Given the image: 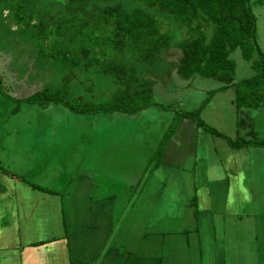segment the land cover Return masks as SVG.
Segmentation results:
<instances>
[{"label": "crops", "instance_id": "obj_1", "mask_svg": "<svg viewBox=\"0 0 264 264\" xmlns=\"http://www.w3.org/2000/svg\"><path fill=\"white\" fill-rule=\"evenodd\" d=\"M186 85L132 114L0 116V264H264V100Z\"/></svg>", "mask_w": 264, "mask_h": 264}, {"label": "trees", "instance_id": "obj_2", "mask_svg": "<svg viewBox=\"0 0 264 264\" xmlns=\"http://www.w3.org/2000/svg\"><path fill=\"white\" fill-rule=\"evenodd\" d=\"M39 1L10 3L14 4L13 11L18 15L17 22L24 26L25 35L31 34L40 41L48 36L54 44L49 55L43 50L36 53H41L45 61L48 56L52 59L59 56L62 65L56 67L62 70L64 81L60 89L37 90L27 97L30 102L44 106L62 104L80 114L91 113V109L99 114H132L159 104L153 96L156 83L153 74L165 69L175 70L178 76L191 79L190 83L200 75L220 81L222 88L235 86L238 106L256 105L264 100V59L250 54L253 47L264 58L257 42V19L250 0H50L57 1L62 8L48 10L42 14L44 18L36 19L28 11L27 3L38 5ZM4 10L1 6V11ZM161 14L180 27L179 34L184 31L195 33L194 36L175 41L171 25L163 23ZM207 26H211L209 37L204 31ZM10 28L6 32H18ZM172 47L180 50L173 63L166 58ZM236 49L242 51L253 70L252 75L237 82L234 81L236 66L230 56ZM43 65L51 67L47 63ZM51 72L54 73L52 69ZM58 76V72L52 75L54 79ZM73 83H83L87 93L97 86L101 100L73 104L71 101H78L68 94ZM48 84L53 86V81L49 80ZM205 101L206 98L202 104ZM205 104L189 111L179 109L175 114L179 118L199 117ZM210 130L221 134L216 129ZM242 142L241 138L231 141L234 146Z\"/></svg>", "mask_w": 264, "mask_h": 264}, {"label": "rangeland", "instance_id": "obj_3", "mask_svg": "<svg viewBox=\"0 0 264 264\" xmlns=\"http://www.w3.org/2000/svg\"><path fill=\"white\" fill-rule=\"evenodd\" d=\"M10 1L13 0H7V1L4 0L3 2L0 1V5L3 8H5L4 11H1V6H0V116L3 117V119L1 120L2 122H4L6 120V117L8 116L7 118L9 120L7 121L6 124H4L5 130L7 132L8 131L12 132L15 130L14 128L16 126L17 121H19V118L24 119V117L21 116L23 113V109L26 106H32L44 112L48 110L56 111L58 109H62L61 107L62 104L55 105L51 103L44 106L30 102L29 98L27 97L29 95H32L37 90L44 88L48 90L60 89L64 81V78L63 80H61L62 70L56 67V65L58 66L62 65V63H60V57L56 55L52 59L48 56L46 57V61H45L41 53L39 55L36 53L37 51L41 52V50H43V52H45L46 55H49L48 52L54 51L53 50L54 44H52L48 36L46 37L47 40L40 41L38 40L39 38L38 39L32 38L31 34L25 35L24 34L25 31L22 29L24 26L17 22L18 15H16L15 11H13L14 4L10 3ZM49 1L50 0H44V2H41L40 0L39 1L40 3L38 5L35 2L27 3L28 11L31 12L33 16L35 15L36 19L37 17H39V19H42L44 18L42 14H45L46 11L57 10V9L59 10L60 8H62V5L58 4L57 1H54L53 3ZM63 1H67V0H63ZM124 5L126 6L125 3ZM129 5L131 6L133 4L129 2ZM250 6L253 9L257 19L256 32H257V42H259L258 46L260 50L264 53V0H250ZM46 15L50 16V14H46ZM159 18L166 25H171L170 28L173 29L172 39H174L175 41L183 39L185 37H189L191 35L194 36L195 34V33L187 34L184 31L182 32V34H179L180 27L179 26L177 27L175 23L173 24L174 22L173 20L164 16V14L159 15ZM10 27L18 30V32L17 33L6 32V29ZM2 31L5 33L3 34ZM204 31L206 33V36L209 37L211 35V26H207V28ZM43 38L44 37H41V39ZM179 52L180 50L178 48L172 47L166 53L167 60L173 63L174 61H176ZM259 52H260L259 50L252 47V51L250 52V54L255 58L261 57L262 59H264L261 56V54H259ZM230 56L233 59L236 66L235 68L236 76L234 81L240 78H247L253 74V70H251L252 68L250 69L249 60L244 59L243 53L240 49H236L235 51H233ZM56 61L58 63H56ZM44 63H47V65L51 67L47 68L46 66L43 65ZM53 64L55 65V67L53 66ZM240 64L242 65L241 67ZM40 66L44 67L43 68L44 70L41 69ZM51 69L54 73L58 72L59 78L54 79L52 77L54 73L51 72ZM153 75L156 76V83L153 84V96L157 100L158 99L167 100L168 98L171 97L185 99L186 97L182 95V92L185 90L184 88L187 86L186 84H190V87L187 88H190L192 90L193 87H195L196 90H201L203 88L202 84H204L208 86V89H206L207 91L210 90L213 91L214 88H218L219 85L221 84L220 81H216L214 79L206 78L200 75H196L193 81L190 83L191 79H184L178 76L175 70H169V69L159 70V71L157 70V73ZM51 78H53L54 80H52ZM85 78L86 77H80L78 79H85ZM49 80L53 81V86H50L52 83L48 84ZM201 81H203V83H201ZM77 83L70 84L71 89L69 88V93H68L71 98L78 100V101H71L73 104L75 103L84 104L89 102L96 103L101 100L98 93L100 89H98L97 86H94V89L91 93H87L84 92V84L82 83L81 85ZM191 93L195 94L196 92L191 91ZM196 95H198V92L196 93ZM204 96L207 97L208 96L207 93H203L201 97L203 98ZM202 98L198 99V97H195V99H197L199 103L198 107L200 105L203 106V104L206 103L205 101L202 104V102L204 101V99ZM180 102L182 101L180 100ZM176 104L177 102L173 101L171 106H176ZM174 109L175 111L177 110L178 112V110L181 108L174 107ZM90 111L92 112L82 113V115L100 116L99 113H95L96 112L95 109L94 110L91 109ZM75 113L76 112H74V114ZM79 114L80 113H76V115L82 116L81 114L80 115ZM13 116L14 118L11 119ZM230 116H233V114H231ZM13 124L14 126H11ZM87 124L88 123L84 122L83 129L84 131L88 129V131L90 132L91 128H89ZM225 130L227 132L228 128H226ZM207 131L211 132L210 129ZM22 133L28 135L30 132L29 129L27 130L25 129L22 131ZM4 172H5L4 170L1 171L0 169V178L6 180V177L4 176H7V174ZM2 173H4L3 177H1Z\"/></svg>", "mask_w": 264, "mask_h": 264}]
</instances>
